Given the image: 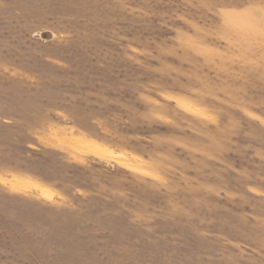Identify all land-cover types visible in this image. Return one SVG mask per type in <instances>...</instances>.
Returning a JSON list of instances; mask_svg holds the SVG:
<instances>
[{"label": "rangeland", "instance_id": "1", "mask_svg": "<svg viewBox=\"0 0 264 264\" xmlns=\"http://www.w3.org/2000/svg\"><path fill=\"white\" fill-rule=\"evenodd\" d=\"M0 264H264V0H0Z\"/></svg>", "mask_w": 264, "mask_h": 264}, {"label": "bare ground", "instance_id": "2", "mask_svg": "<svg viewBox=\"0 0 264 264\" xmlns=\"http://www.w3.org/2000/svg\"><path fill=\"white\" fill-rule=\"evenodd\" d=\"M79 142V141H78ZM88 143V142H87ZM94 145V144H93ZM97 145V144H96ZM84 147V146H83ZM85 147L86 148H89V147H87L86 145H85ZM91 147V146H90ZM102 148V147H101ZM90 150V149H89ZM96 150H98V148H96V149H94V150H92V151H96ZM101 151H103V150H101ZM106 152V151H105ZM99 153V152H98ZM112 154V153H111ZM105 155V154H104ZM18 187H19V185H18ZM21 187V186H20ZM26 186H24L23 188H25ZM27 188V187H26ZM33 188H35V186L33 187ZM28 189V188H27ZM30 189V188H29ZM31 190V189H30ZM33 190V189H32ZM35 190V189H34ZM39 190V189H38ZM41 190H42V192H43V189H40V193H41Z\"/></svg>", "mask_w": 264, "mask_h": 264}]
</instances>
